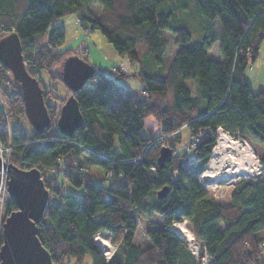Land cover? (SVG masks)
I'll return each mask as SVG.
<instances>
[{
    "label": "trees",
    "instance_id": "trees-1",
    "mask_svg": "<svg viewBox=\"0 0 264 264\" xmlns=\"http://www.w3.org/2000/svg\"><path fill=\"white\" fill-rule=\"evenodd\" d=\"M74 13L82 28L98 31L137 71L117 68L106 73L93 67L95 80L76 94L82 125L65 137L51 134L55 114L37 72L46 71L71 93L61 78V60L67 55V50L61 52L64 33L59 27L49 28L56 19ZM216 20L219 35L214 31ZM263 32L264 0H0V37L17 35L25 69L42 88L54 123L42 134L29 125V133L16 128L9 135L0 109V143H10V164L39 170L49 195L58 199L56 204L49 199L37 225V238L54 264L67 258L83 264L86 256L92 264H200L169 229L173 222L190 225L209 264H264L256 249L264 243V173L261 180L243 178L218 196L201 185L217 186L203 177L217 127L247 138L261 150L258 159L264 163V89L254 92L248 81ZM193 38L197 42L192 43ZM216 43L219 61L208 57ZM172 44L176 50L165 70ZM5 71L0 64L2 95L10 111L27 121L18 85ZM129 77L137 78L142 87L124 88L119 81ZM188 82L194 83L195 95ZM147 117L156 121L164 140L154 138L153 130L144 125ZM181 126L191 137L199 129L206 131L197 147L179 153L182 139L173 133ZM168 134L172 135L167 138ZM161 147L172 150L162 169L156 163ZM171 171L177 174L174 182ZM57 180L58 189H50ZM62 180L69 185L65 194ZM165 186L167 195L159 199L156 193ZM14 210L16 205L7 200L5 217ZM154 215L162 217L161 228L152 229ZM140 227L144 235L137 242ZM98 233L110 234V243L118 245L109 260L94 243Z\"/></svg>",
    "mask_w": 264,
    "mask_h": 264
},
{
    "label": "water",
    "instance_id": "water-1",
    "mask_svg": "<svg viewBox=\"0 0 264 264\" xmlns=\"http://www.w3.org/2000/svg\"><path fill=\"white\" fill-rule=\"evenodd\" d=\"M0 64L18 85L28 124L34 132L44 133L51 126V119L43 90L36 78L31 77L25 69L21 44L15 33L0 37ZM92 75L93 66L78 56L68 57L61 63L62 81L71 91L55 121L62 136H72L82 125L76 94ZM171 158L172 150L161 147L156 160L157 166L164 168ZM0 169L8 176V199L16 205V210L7 215L1 225L0 264H54L37 238V225L43 219L50 196L39 170H23L10 163ZM167 192L168 187L165 186L156 195L162 199Z\"/></svg>",
    "mask_w": 264,
    "mask_h": 264
},
{
    "label": "rangeland",
    "instance_id": "rangeland-1",
    "mask_svg": "<svg viewBox=\"0 0 264 264\" xmlns=\"http://www.w3.org/2000/svg\"><path fill=\"white\" fill-rule=\"evenodd\" d=\"M191 3H192V1L190 2V4ZM190 7H192V4ZM196 15H197V13H196ZM196 15L194 16L195 19L198 18ZM213 24H214L215 34L219 35L221 32L219 22L216 20ZM54 27H59L60 29H62V31L64 33V43L61 47V52H63V50H67L64 52V55L65 54H67V55H65L64 58H62L61 62H63L68 57L80 55V56L85 57L87 59V61H89V63L95 69L96 68L104 69L106 71V73H109V72L111 73L117 68L120 69L122 72H126V73L137 71V66L134 63L130 62L127 58L119 57L114 52L111 45H109L106 42V40L101 36V34L98 31L90 32L89 29L82 28L75 13L66 15V16L59 18V19H56L50 25L49 30L51 28H54ZM188 29H190V32H191V28L188 27ZM44 39H45V37H44ZM195 42H197V40L195 38H193L192 43H195ZM175 50H176V47L173 44H172V46L171 45L169 46V52L170 53L168 54L169 56H167V60L164 63V69L165 70L167 69V67H168L167 64L169 63V60L173 56V53ZM217 57H219V59H217ZM210 58L213 60H220L221 59V56L218 54V44L217 43L214 46H212V48L210 50ZM260 63H261V59L259 57L256 60V62L251 65V68L248 71V78H249V81L251 84L252 91H257V89H259V88H257L258 82L256 79H258L259 76H261L260 79L264 78V67L261 69ZM59 67H60V64L57 67H55V69L59 70ZM157 70H158V68H154L152 71H157ZM37 75H38V77L41 78L42 84L44 85V88H45L44 91L46 92L47 104L51 108L50 111L55 114L52 121L55 122L56 115L58 114L60 107L62 106V104L64 103V101L67 99V97L70 94L60 80L50 79V77L46 71L37 72ZM95 77H96V75H92L86 82L93 80ZM119 82L121 85L124 86V88H126L128 90H136V89H140L142 87V84L135 77L123 78ZM188 86L190 87L191 93L193 95H195L194 83L188 82ZM0 106H2L4 108V110L6 111V116H3L2 120H5L4 124L6 126V131L9 132V134L12 133V131H10V129H16V128H20L27 133L30 132L31 129H30V126L27 123V121H25L24 118L20 117V115L16 114L15 112L10 111L9 104L7 101L4 102V100L0 98ZM7 119H8V125H7ZM52 124H54V123H52ZM144 125L146 127H150L153 130V137L154 138H157L159 140H164V138H166L165 136L160 135V127L157 125L156 121L152 117L145 118L144 119ZM223 133H227L236 139H238V138L242 139L244 142H246L248 145H250V148L253 151L252 154H253V157L255 158V160L258 157L260 158L261 150L256 145H253L247 138H240L237 135H233V134L226 132L224 129H223ZM173 134L181 136L182 143L180 146L185 147L191 143V140H192L191 134L189 133V131L187 130V128L185 126H181ZM171 135L172 134H168L166 136H167V138H169ZM216 137H218V135H216ZM216 140H217V138H216ZM9 144L10 143L7 142V145H9ZM0 149L2 151V154L0 156L3 158V160H2L3 164L0 163V168H1L3 165L10 163L11 157H10V149L8 146L2 147ZM190 150L188 149L187 151H190ZM212 151H213V149H212ZM180 152H182V151H179V153ZM211 157H212V154H211ZM211 157H210L207 165L209 164ZM256 162H257V160H256ZM83 165L88 166L84 161H83ZM89 167L92 168L91 169L92 174L99 176V175H97L98 172H96L95 167H93V166H89ZM205 167L203 169L204 172H205ZM0 171H2L3 174H6V172L3 171L2 169H0ZM101 173H102V171H100V175H101ZM101 176L99 177V179L101 178ZM95 177H94V179H95ZM103 177H108V174L104 175ZM243 178L252 179L249 175V176H242L238 180H236L234 182H229L226 184H224L223 182H219L221 184H215L214 183L217 186H215L212 189L204 187V185L201 182V178H200V182H201V185L203 186V188H205L207 191L211 192L212 194H215L218 196L220 193L228 192V189L231 188L230 186L239 182ZM99 179H97V180H99ZM259 180H261V178H259L258 180H255V181H259ZM62 181H63V183H65V185L62 188V192L65 194L69 191L68 190L69 185L66 182H64V180H62ZM206 181L210 185H212V183H210L208 180H206ZM54 182H55L54 183V185H55L56 183H58V180L54 181ZM98 184L103 185L102 182H98ZM57 189L58 188H56V190ZM69 189L71 191V188H69ZM50 197H51V195H50ZM49 199H50V203L53 202L56 204L58 201V199H56L55 196H52ZM7 200H9V199L7 196L6 188H4L3 184H1L0 185V235H1V225H2V222L4 221L3 219L5 217L4 206L6 205ZM48 203H49V201H48ZM153 220L155 221V224L151 226L152 229L161 228L163 226L162 217H160L158 215H154ZM184 223L186 224V225L184 224L185 229L190 230V225L186 222H184ZM173 224H174L173 229H177L178 232H180L181 230H185L182 226H180L181 223H173ZM146 227H147L146 223H142V228H144V230ZM177 231L175 232L176 234H177ZM138 234H140V237L137 238V242L141 241L142 236L144 235L143 231L141 230V227H140V229H138ZM109 237H110V234H104L103 235L102 233L101 234L99 233V237L96 235L93 237L94 243L97 246V248L99 249L101 255L104 257V259H105V257L108 259H111L112 256L115 254L117 246H118L117 244L112 245L109 241ZM98 244L102 248H100ZM260 244H263V245H260ZM263 246H264V243L259 242L258 245L256 246V249H257L258 253L264 258V247ZM188 251L190 252L191 255H193V253H192L193 251L192 252L190 250H188ZM198 253H199V251L197 252V254ZM197 254H195V255H197ZM63 264H75V262H74V260L67 258L63 262ZM83 264H92V259L90 258V256L84 257V263Z\"/></svg>",
    "mask_w": 264,
    "mask_h": 264
},
{
    "label": "bare ground",
    "instance_id": "bare-ground-1",
    "mask_svg": "<svg viewBox=\"0 0 264 264\" xmlns=\"http://www.w3.org/2000/svg\"><path fill=\"white\" fill-rule=\"evenodd\" d=\"M5 74L13 81L8 71H5ZM259 169L252 150L246 142L220 132L203 177L212 184H221L219 182L226 184L242 176H254L259 173Z\"/></svg>",
    "mask_w": 264,
    "mask_h": 264
},
{
    "label": "built area",
    "instance_id": "built-area-1",
    "mask_svg": "<svg viewBox=\"0 0 264 264\" xmlns=\"http://www.w3.org/2000/svg\"><path fill=\"white\" fill-rule=\"evenodd\" d=\"M262 34H264V32ZM7 97L11 98L12 95L8 94ZM0 98L3 99L4 102H6V100H7V99H5L6 97L4 98V96L2 95L1 91H0ZM0 109L2 111H4V116H6V111L4 110V108L2 106H0ZM2 121H3V123H5V120H2ZM7 125H8V119H7ZM54 129H55V131H54ZM54 129H52L51 134H55L56 132H58L56 124H55V128ZM205 131H206L205 129H199L197 131V133L194 136H192L191 143L189 145L185 146V147L184 146L183 147L179 146V148L177 147L176 148V152L177 151L179 152V151H183V150H188V149L190 150L192 148L197 147V144L201 140V138L204 135ZM220 132H223V128L217 127L215 129V133H217L216 135H218V133H220ZM8 134H9V132H8ZM9 135H11V134H9ZM1 146H2V144L0 143V148L8 146L10 151H11V148H10L9 145H3L2 147ZM252 153H253V151H252ZM1 154H2V151L0 149V155ZM2 160H3V158L0 156V163L1 164H3ZM256 160H257L258 167L260 168L259 169L260 171H259L258 174L254 175V176H250L254 181L258 180L259 178H261L263 173H264V163H261L258 158H256ZM152 171H153V169H152ZM168 175H170V177H171L170 178L171 182H173V181H175L177 179V174H176L175 171L169 172ZM7 181H8L7 174H3V172L0 171V185L3 184L4 188H6L7 187ZM50 189H56V184L53 187L51 186ZM173 223H180V222H173ZM173 223L169 227L170 230H172L173 227H174ZM180 226H182L185 229V226L182 223L180 224ZM172 231L176 232L177 229H173ZM177 234L182 239V241L185 244V246L187 247V249L190 250L191 252L193 251L192 252L193 256L200 262V264H209L210 259H209L208 254L205 251V248L202 246L201 243H199L195 239V237L189 232V230L185 229V230H181L180 232L177 231ZM96 236L99 237V233L96 234ZM260 245H263V244H260ZM198 251H199V253L197 254ZM195 254H197V255H195ZM105 260H109V259L105 257Z\"/></svg>",
    "mask_w": 264,
    "mask_h": 264
},
{
    "label": "crops",
    "instance_id": "crops-1",
    "mask_svg": "<svg viewBox=\"0 0 264 264\" xmlns=\"http://www.w3.org/2000/svg\"><path fill=\"white\" fill-rule=\"evenodd\" d=\"M62 30V29H61ZM215 45V44H214ZM213 45V46H214ZM211 50V49H210ZM208 57H210V51L208 52ZM260 57V59H261V63H260V67H261V69L264 67V38L262 39V41H261V44H260V47H259V51H258V54H257V57H256V59H255V62H256V60L258 59ZM217 59H219V57H217ZM215 61H219V60H215ZM254 62V63H255ZM253 63V64H254ZM260 71V70H259ZM262 73V72H261ZM260 73V74H261ZM259 74V75H260ZM258 75V74H257ZM258 77V76H257ZM260 77L261 76H259V78L258 79H256L257 80V82H258V84H257V88H259V89H257V91H260V90H262V89H264V78H262V79H260ZM248 81H249V78H248ZM249 84H250V81H249ZM250 87H251V84H250ZM252 89V88H251ZM136 90H138V89H136ZM257 91H254V92H257Z\"/></svg>",
    "mask_w": 264,
    "mask_h": 264
},
{
    "label": "clouds",
    "instance_id": "clouds-1",
    "mask_svg": "<svg viewBox=\"0 0 264 264\" xmlns=\"http://www.w3.org/2000/svg\"><path fill=\"white\" fill-rule=\"evenodd\" d=\"M55 121H56V120H55ZM51 122H52V121H51ZM55 123H56V122H55ZM51 124H52V123H51ZM46 131H47V130H46ZM46 131H45V132H46Z\"/></svg>",
    "mask_w": 264,
    "mask_h": 264
}]
</instances>
